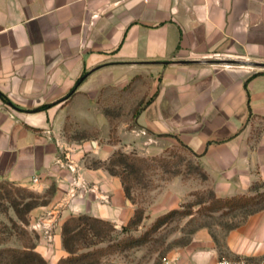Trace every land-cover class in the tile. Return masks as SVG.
<instances>
[{"label": "crops", "instance_id": "1", "mask_svg": "<svg viewBox=\"0 0 264 264\" xmlns=\"http://www.w3.org/2000/svg\"><path fill=\"white\" fill-rule=\"evenodd\" d=\"M120 90L139 93L136 126L123 121L120 138L142 139L149 154L168 141L187 145L220 198L264 187V0H0V183L54 187L29 217L31 228L45 225L36 250L48 264L68 255L69 217L122 227L135 214L120 176L87 164L123 145L109 141L102 102ZM70 123L103 134L71 137ZM263 256L261 208L225 228L222 243L201 227L168 258Z\"/></svg>", "mask_w": 264, "mask_h": 264}, {"label": "rangeland", "instance_id": "2", "mask_svg": "<svg viewBox=\"0 0 264 264\" xmlns=\"http://www.w3.org/2000/svg\"><path fill=\"white\" fill-rule=\"evenodd\" d=\"M138 94L133 90L107 92L102 101L104 110L112 118V126L116 129L115 133L111 134L112 139L116 138L118 143L123 144L119 150L127 155L146 159V162L141 163L138 179L132 178L130 181L132 193L130 200L136 208L145 209L144 219L137 230H130L126 234L121 232L122 227L116 226L119 231L113 236V243L129 235L141 239V242L130 241L122 250L105 256L102 264H165V258L188 245L199 228H211L218 241L222 243L225 228L238 222L242 215L264 208V187L261 184L255 186L254 194L245 195L243 200L241 196L236 197L233 203L215 204L211 199L213 189L209 176L199 169L197 159L180 144L168 141L162 145L161 153L149 154L147 148L150 145L144 144L142 139L141 143H138V140L132 138H120L118 128L125 126L123 121L128 122L126 127L129 130L136 126ZM84 127L83 124L70 123L69 136L87 135L92 139L95 135L103 134L101 130L95 128L84 130ZM98 140L105 142L103 139ZM109 160L110 158L104 162L107 163ZM87 164L95 166L97 163L88 157ZM175 172H180V175H173ZM177 177L183 180L184 186L177 182ZM223 205L225 207L222 209L217 208ZM20 207H23V204ZM172 209L190 210L192 213L184 217L168 218L154 228L158 219ZM41 224L39 229L45 226ZM17 225H21V221L15 208L5 199H0L1 247H21L22 241L18 235L20 229ZM28 229L37 232L30 225ZM108 244L109 242L102 246ZM247 259L255 262L264 259V256Z\"/></svg>", "mask_w": 264, "mask_h": 264}, {"label": "trees", "instance_id": "3", "mask_svg": "<svg viewBox=\"0 0 264 264\" xmlns=\"http://www.w3.org/2000/svg\"><path fill=\"white\" fill-rule=\"evenodd\" d=\"M84 77L85 75L78 82ZM0 95L4 99H7L1 92ZM46 108H48V105L40 107L37 110ZM115 131L116 129L113 127L112 133H115ZM112 140L113 142H118L116 138ZM180 145L196 159L199 157L187 145L183 143H180ZM144 162H146L144 158L130 156L119 150L113 154L107 163L96 161L97 164L95 166H105L111 174L120 176L127 197L132 199L130 181L132 178L138 179L141 163L143 164ZM197 166L202 172L207 174L199 162H197ZM173 175L178 176L180 172H175ZM54 191V187H51L47 192L41 194L28 187L17 186L9 181L0 183V199H5L13 205L21 221V225H17V228L20 229L18 235L22 241L21 247L9 246L0 248V264H48L45 257L36 250L37 241L40 237L39 234L35 231L31 232L28 226L30 225L29 215L31 210L39 205L48 204L54 195ZM211 194V199L215 204L223 202L233 203L236 198H220L214 191ZM243 198L244 196L241 197V200ZM249 199L251 200L253 198ZM22 204L23 207H20ZM223 207L225 205L217 208L222 209ZM191 213L190 210L172 209L158 219L154 228L168 218L174 216L184 217ZM144 215L145 209L143 207L136 208L134 216L126 225L122 226L121 232L126 234L130 230H137L144 219ZM118 231L115 223L89 214L69 217L64 222L62 230L63 245L68 255L61 258L58 264H102L105 256L122 250L124 245L130 241L141 242V239H136L129 235L117 243H113V236ZM107 242H109L107 246H102Z\"/></svg>", "mask_w": 264, "mask_h": 264}, {"label": "built area", "instance_id": "4", "mask_svg": "<svg viewBox=\"0 0 264 264\" xmlns=\"http://www.w3.org/2000/svg\"><path fill=\"white\" fill-rule=\"evenodd\" d=\"M38 181V178H35L34 179V182ZM42 226L41 223H37L33 226V229L34 230H37L39 229L40 227ZM172 260L169 259V258H165V263L169 264L171 263ZM219 264H264V259H261L260 261H250L249 259L247 258H244V257H239V258H226V259H222Z\"/></svg>", "mask_w": 264, "mask_h": 264}]
</instances>
